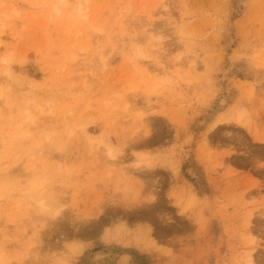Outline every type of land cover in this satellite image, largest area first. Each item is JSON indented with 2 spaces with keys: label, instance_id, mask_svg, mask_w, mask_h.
I'll return each mask as SVG.
<instances>
[{
  "label": "rangeland",
  "instance_id": "374dc122",
  "mask_svg": "<svg viewBox=\"0 0 264 264\" xmlns=\"http://www.w3.org/2000/svg\"><path fill=\"white\" fill-rule=\"evenodd\" d=\"M123 256L264 264V0H0V264Z\"/></svg>",
  "mask_w": 264,
  "mask_h": 264
},
{
  "label": "bare ground",
  "instance_id": "6f19581e",
  "mask_svg": "<svg viewBox=\"0 0 264 264\" xmlns=\"http://www.w3.org/2000/svg\"><path fill=\"white\" fill-rule=\"evenodd\" d=\"M62 1V0H61ZM64 2V1H63ZM80 3V2H79ZM83 3V2H82ZM77 7H79V6H77ZM78 9V8H77ZM76 9V10H77ZM80 10L81 9H79V11L77 10V13H80ZM82 11V10H81ZM4 61H10V58H9V56H6V57H4V59H3ZM29 112H28V110H26V115H25V118H24V120L21 122V124L20 125H23L24 124V122L25 121H27L28 119H29ZM45 136V141H51V143H53V144H56V145H58L59 143H62V140H58V139H54V138H50V133H47V134H45L44 135ZM31 139V136H30V134L28 133V131H26V130H23V132H16V134H15V140L16 141H22V142H26V141H29ZM189 171H193L192 169H189ZM194 172V171H193ZM195 173V172H194ZM102 254L101 253H98L97 254V256H101ZM120 264H127V257L126 256H123L122 258H121V260H120Z\"/></svg>",
  "mask_w": 264,
  "mask_h": 264
}]
</instances>
